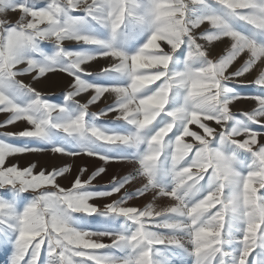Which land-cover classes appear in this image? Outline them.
Masks as SVG:
<instances>
[{
	"label": "snow or ice",
	"instance_id": "snow-or-ice-1",
	"mask_svg": "<svg viewBox=\"0 0 264 264\" xmlns=\"http://www.w3.org/2000/svg\"><path fill=\"white\" fill-rule=\"evenodd\" d=\"M10 11L20 16L0 18V127L28 125L0 133L10 264H171L170 246L193 264H264V0H0V17ZM215 44L225 47L212 56ZM101 58L106 66L86 70ZM55 72L71 77L60 104L19 79ZM253 72L256 106L233 113L231 81ZM105 94L113 102L90 112ZM108 113L113 127L99 121ZM31 143L133 169L106 191L93 186L103 166L62 187L71 166L7 163L43 150ZM145 194L144 206L127 205ZM161 198L170 203L158 208ZM93 219L105 227L91 230Z\"/></svg>",
	"mask_w": 264,
	"mask_h": 264
},
{
	"label": "rangeland",
	"instance_id": "rangeland-1",
	"mask_svg": "<svg viewBox=\"0 0 264 264\" xmlns=\"http://www.w3.org/2000/svg\"><path fill=\"white\" fill-rule=\"evenodd\" d=\"M36 3L45 4L47 0H35ZM20 16L19 12H8L6 17H0L12 22H15ZM226 44V42H225ZM225 44H215L211 48L212 56L218 55L222 49L225 47ZM45 51L51 52L53 51V44L50 41L42 42L41 45ZM65 46L70 49H74L75 45L73 42H65ZM106 66V60L101 58L97 61L91 62L86 66V70L89 72H98L100 68ZM237 66H239L237 64ZM256 73L245 74V76L235 79L231 81V86H233L239 96L240 99L234 101L230 107L233 113H243L246 111H251L255 106V101L251 99V97L260 94V89L254 84L249 83L254 80ZM19 79L24 80L25 83H30L33 87H35L38 91H40L45 98H47L51 103H64V95L68 90V84L71 82V77L67 76V74L62 72L49 73L46 77L41 78L39 80L33 81L31 75H25L19 77ZM90 93L82 94L78 99L81 103H85L89 98ZM114 97L105 94L102 99L94 105L89 106L90 112H98L101 109L105 108V105L112 103ZM116 113H108L106 116H102L99 118V121L108 127H113L112 122L115 120ZM6 119L5 113H0V123H2ZM210 126L216 127L214 122L210 123ZM25 127H28L27 122L18 121L13 125H7L5 127H0V133L7 132H18L23 130ZM256 130L264 131L256 126ZM10 142L14 143H29L25 140H10ZM30 146L43 148L41 151L29 152L24 154H18L8 158L7 163L17 164L21 167H27L31 163H35L37 165V169L46 168L51 170L52 168H61L64 166H71V171L65 173L62 177H58L57 181L62 187H70L71 182L74 177L79 174V170L81 168H87L88 171L84 175V179H87V176L90 175L97 167H105V173L98 176L93 181V186L96 190L106 191L110 189V183L113 176H126L133 169V163L127 160H113L107 164L103 161L99 160L97 157H88L86 155H78V156H70L66 154H58L53 153L50 147H44L39 143H31ZM136 187H139V184L136 183L134 185L128 186L129 191H134ZM121 194L114 195L110 199H117ZM151 201V195L145 194L143 197H135L127 201L128 206L142 207L146 203ZM109 202L108 199L105 200H97L95 203L103 204ZM170 201L167 198H161L156 202L157 207L167 206ZM90 229L93 231L102 230L105 225H103L100 219H93L89 222ZM105 243H109L108 238H104ZM170 261L171 264H193V258L189 256L187 253H184L182 250L175 248L174 246H170ZM12 255V246L10 243H0V264H10Z\"/></svg>",
	"mask_w": 264,
	"mask_h": 264
}]
</instances>
